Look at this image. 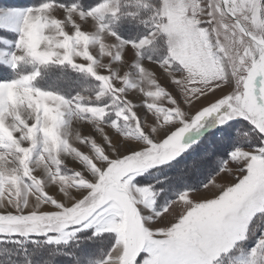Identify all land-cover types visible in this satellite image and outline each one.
Returning a JSON list of instances; mask_svg holds the SVG:
<instances>
[{
	"label": "snow or ice",
	"instance_id": "6c2138e0",
	"mask_svg": "<svg viewBox=\"0 0 264 264\" xmlns=\"http://www.w3.org/2000/svg\"><path fill=\"white\" fill-rule=\"evenodd\" d=\"M126 6L0 8V28L17 34L0 51L17 73L0 82V240L67 245L90 231L110 242L96 264H218L259 231L239 264H264V0H159L139 39L115 30L138 15ZM159 41L166 55L144 63ZM44 69L96 87L41 89ZM245 120L258 147L225 134ZM210 127L222 134L196 162L151 182Z\"/></svg>",
	"mask_w": 264,
	"mask_h": 264
},
{
	"label": "rangeland",
	"instance_id": "374dc122",
	"mask_svg": "<svg viewBox=\"0 0 264 264\" xmlns=\"http://www.w3.org/2000/svg\"><path fill=\"white\" fill-rule=\"evenodd\" d=\"M19 1L21 0H17V1L16 0H0V8L26 9L29 7H38L41 4V3L39 4L34 3L40 0L29 1L26 4H21V2ZM76 1H79V0H60V2L65 3V4L74 3ZM87 1L91 2L92 0H87ZM30 4H35V5H30ZM158 5H159V0L157 3V6ZM156 7L152 6V7H149V9H144L140 5L137 6L136 1L134 0V1H130L129 3H127V6L125 8L129 10L134 9V11L138 13V15H139L138 9L139 10L141 9L142 11H141L140 16L142 15V17H145V18L147 17L150 20ZM117 24L115 25V29L118 28L119 30H121L123 34L126 36L125 39H127L130 36L132 37L134 35H139V34H142V36H144L150 31L148 30L150 29V24L148 28L140 27L137 21L135 19H131L130 17L125 19L121 24L119 22ZM84 27L91 30L90 24H85ZM0 37L3 38V40L0 41V51L7 52V51L12 50V44L5 43L4 41L14 42L17 38V34L13 31H8L6 29L0 28ZM143 54L145 57V59L143 60L144 63L146 64L151 63L150 61L147 60V56L151 55L153 57V61L158 65L159 61L163 59V57L166 55V46L164 45L162 41H159L154 46L145 49ZM30 70H31L30 66H21V69H20L21 72H27ZM16 75L17 73L14 72L10 67H8L5 63L0 62V82L11 80L15 78ZM35 84L37 87H40L41 89H55L63 93L68 98H71L77 92H82L84 88H87L89 90L88 92L84 93L85 95H92L96 87V82L89 78H86L84 75L74 73L71 70H61V69L42 70V75L37 81H35ZM140 108L143 109L142 104L140 105ZM233 123H235L234 128H232L233 132L235 133L233 137V141L238 142V143L249 144V146L253 148L259 146L258 141L260 137L253 130L252 125L249 124L248 121L245 120V121H241V123L239 122H233ZM214 128L216 127L206 128L202 130V133H205ZM73 163L74 162H72L70 159L67 160L65 171L71 170L73 167ZM182 166H184L185 170H187V165H184L183 162H180L175 167V169L177 168L176 172H179ZM198 179L199 177H196L195 179L191 181V183H197L196 180ZM260 227L264 228V223H262ZM86 233L87 232H84L78 235H85ZM258 235H259V231H257L256 235L251 236L247 241L243 242V244L241 245V248L243 251H240V250L233 251L232 253L229 254V256L226 259L221 258L218 264H239L241 260L246 258L247 250L255 246V240ZM106 236L107 234L105 235V237ZM19 237L26 238L24 236H19ZM33 237H41L42 238L41 242H45V243L47 242V238L44 236H33ZM94 239L95 240L92 244H87L86 246L84 245V247H81V248L77 247V249L72 248L69 251H67V252H71L73 250L74 252L76 251L75 257L72 254L69 257L70 262L73 261L72 264H96L98 260L103 258V254L107 251L110 242L102 237H99V238L94 237ZM58 246H60V244ZM24 262L25 260L22 261V259H20L18 263L16 264H21V263L23 264ZM32 262H34L35 264H55L53 261L41 260L39 258H33Z\"/></svg>",
	"mask_w": 264,
	"mask_h": 264
},
{
	"label": "trees",
	"instance_id": "16d2710c",
	"mask_svg": "<svg viewBox=\"0 0 264 264\" xmlns=\"http://www.w3.org/2000/svg\"><path fill=\"white\" fill-rule=\"evenodd\" d=\"M29 1H33V0H21L19 2H21V4H26ZM41 1L43 2L45 0H40L34 3L39 4V3H42ZM130 1H134V0H127V3H129ZM76 2H79L82 6L86 8H91V7H94L96 4L100 3L101 0H92L91 2H88L87 0H79ZM143 2L148 3L149 7H152V6L156 7L158 0H143ZM35 4H30V5H35ZM125 11L135 12L134 9L129 10L126 8H125ZM138 11H139V15L138 17L136 16L135 20L137 21L140 27L148 28L150 24L149 22L150 20L147 17L145 18V17H142V15L140 16L141 11H142L141 9L140 10L138 9ZM127 18L129 17L122 18L121 22L119 23L121 24ZM130 18L133 19L132 17ZM115 30H117L119 33L122 34L124 38H126V36L123 34L121 30H119L118 28ZM141 36L142 34L134 35L132 37L131 36L128 37L127 39L129 38L138 39ZM239 123H241V121H239ZM232 128L225 134L230 135L233 139L235 133L233 132ZM221 134L222 133L219 131L217 127L203 133L200 143L198 145H193L182 159H179L173 163L172 167L168 171H162V172L155 174L152 177L151 182H155L159 180L163 183H167V180L165 178L170 177L174 173H176L177 168L175 169V167L178 165V163L183 162L184 165L188 166L190 163L196 162L197 161L196 158H198L199 155L201 154L202 149L205 146V144L211 143L212 141L217 139ZM211 175H214V173L208 170L205 172V174L200 175L199 179L196 181L197 183L198 182L206 183L207 180L211 177ZM175 195H176L175 192L170 191L169 198L170 199L175 198ZM90 235H91L90 232H87L85 235H78L76 239L71 240L67 245L60 244V246H58L59 244L55 245V244H50L47 242L46 243L41 242L42 241L41 237H28V238H23L19 236L8 237V238H5L4 240H0V264H16L18 263L20 259H22V261L25 260L23 264H35L34 262H32L33 258H39L41 260H50V261H53L55 264H72L73 261L70 262L69 257L71 254L75 257L76 251L75 252L74 250L71 252H67V251H69L72 248L77 249V247L81 248V247H84V245L86 246L87 244H92L95 239L94 238L88 239ZM33 241H36V242L34 243Z\"/></svg>",
	"mask_w": 264,
	"mask_h": 264
}]
</instances>
